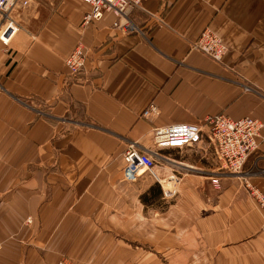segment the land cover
<instances>
[{
  "label": "crops",
  "instance_id": "0c3cea01",
  "mask_svg": "<svg viewBox=\"0 0 264 264\" xmlns=\"http://www.w3.org/2000/svg\"><path fill=\"white\" fill-rule=\"evenodd\" d=\"M28 1L0 43V264H264V0H144L132 34L113 13L83 25L81 0ZM205 29L219 61L193 48ZM222 114L263 124L244 175L203 137L126 179L127 148H153L154 128Z\"/></svg>",
  "mask_w": 264,
  "mask_h": 264
},
{
  "label": "built area",
  "instance_id": "2783aa9c",
  "mask_svg": "<svg viewBox=\"0 0 264 264\" xmlns=\"http://www.w3.org/2000/svg\"><path fill=\"white\" fill-rule=\"evenodd\" d=\"M91 6L92 11L83 19V25L101 20L106 14L113 13L117 21L113 27L122 34H132L140 29L131 18L135 10H141L144 0H81ZM28 0H0V43L7 50L20 26L12 17V11L18 7H26ZM193 48L209 58L219 61L227 52L224 41L209 29H205L194 41ZM2 50V48H0ZM88 52L82 44H78L73 53L67 58L66 66L72 77H79L87 72ZM159 113L156 104L151 103L142 113V117L150 120ZM263 124L253 118L234 120L226 115L208 118L204 125L173 124L167 127H156L152 131L153 148H141L130 145L125 154V174L128 181H136L145 173H152L157 166V158L165 160L160 155L164 149L184 150L190 145L206 137L214 147L216 156L226 174L233 176L244 175L245 165L250 156L259 150ZM206 130V132H205ZM213 186L221 189L218 178H212ZM246 187L250 188L249 182ZM264 208V198L256 194ZM2 243L0 242V251ZM58 264H69L66 260Z\"/></svg>",
  "mask_w": 264,
  "mask_h": 264
},
{
  "label": "rangeland",
  "instance_id": "374dc122",
  "mask_svg": "<svg viewBox=\"0 0 264 264\" xmlns=\"http://www.w3.org/2000/svg\"><path fill=\"white\" fill-rule=\"evenodd\" d=\"M50 114L48 113V112H43V117L45 118V119H51L50 117L51 116H49ZM125 177H126V174H125ZM127 179V178H126ZM1 242V241H0ZM63 260H66L69 264H77L76 262H74V261H72V260H70L69 258H66V257H63V258H61L60 260H59V262L60 261H63ZM58 262V263H59ZM57 263V264H58Z\"/></svg>",
  "mask_w": 264,
  "mask_h": 264
}]
</instances>
